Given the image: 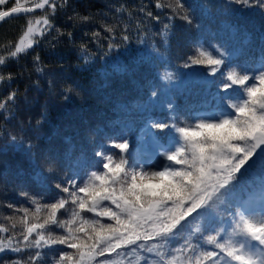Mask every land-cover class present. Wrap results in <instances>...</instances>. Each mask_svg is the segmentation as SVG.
Returning a JSON list of instances; mask_svg holds the SVG:
<instances>
[{
	"label": "snow or ice",
	"instance_id": "1",
	"mask_svg": "<svg viewBox=\"0 0 264 264\" xmlns=\"http://www.w3.org/2000/svg\"><path fill=\"white\" fill-rule=\"evenodd\" d=\"M7 2L0 0V5ZM153 2L160 12L141 4L137 29L142 30L141 24L146 29L145 21L163 23L167 16L168 23H163L158 33L165 42L170 34L175 36L171 27L174 20L203 32L205 20L212 16L204 4L190 5L186 0ZM28 4L29 0H14L9 10L0 11V21L36 9L44 13L35 19L26 18L25 29L14 45H0L6 49V55L0 54V85L6 88L24 75L22 69L8 72V63L33 49L39 43L37 37L53 29L58 35L64 34L53 21L58 9L71 6L70 0H32L31 6ZM256 9L261 17L253 23L251 16ZM219 10L230 18L223 24L225 33L256 34L261 55L258 67L246 62L233 67L230 54L219 45L205 47L200 43L193 48L184 67L205 66L212 76L219 73L218 81H208L218 89L212 96V111L182 118L174 103L168 102L167 108L175 114L170 119L152 121L155 131L142 133L149 139L138 141L135 152L126 134L110 140L95 152L99 160L94 170L60 178L55 188L65 195L54 202H41L28 191L19 195L35 210L0 201L12 210L4 217L8 223L0 222V264H49V258L51 264H125L129 254L137 255L144 264H264V0H224ZM124 11L123 5L116 8L117 13ZM91 19L79 13L69 16L74 22ZM118 27L106 23L104 30L114 39ZM66 34L72 36L70 31ZM100 35L91 33L97 40ZM128 40L129 36H122V41ZM116 47L117 43L110 42L108 51ZM80 48L87 63L88 46L81 44ZM34 59L40 61V56ZM36 71L44 69L37 67ZM174 78L170 71L163 76L166 81ZM78 87L67 85L62 92L64 99L68 100L70 94L79 96ZM22 96L28 99L12 88L0 98V111L11 114ZM155 97L157 91L153 90V105L159 103L151 99ZM79 127L82 132L93 131L84 124ZM0 135L6 140L0 153L18 149L28 161L27 169L0 168V180L6 183L32 173L37 182H46L56 178L69 162L55 141L37 145L10 133ZM147 153L151 155L146 159ZM61 213L67 218H61ZM104 218L110 222H104ZM197 220L201 223L193 226ZM54 229L63 232L58 234ZM188 229L182 243L174 247L177 237ZM57 245L72 251L60 250L58 257H49ZM205 245L213 247L206 249ZM138 250L145 255L140 256ZM9 254L15 258L6 259Z\"/></svg>",
	"mask_w": 264,
	"mask_h": 264
},
{
	"label": "trees",
	"instance_id": "2",
	"mask_svg": "<svg viewBox=\"0 0 264 264\" xmlns=\"http://www.w3.org/2000/svg\"><path fill=\"white\" fill-rule=\"evenodd\" d=\"M186 2L207 6L212 16L205 20V31L188 29L183 21L174 20L171 27L175 36L170 34L167 42L165 37L158 34L163 29V23H168L167 16L163 18V23L145 21L147 28L141 24L142 30L137 29L140 24L136 18L137 9L141 4H148L154 13L160 12L155 9L153 0H70V7L58 9L53 22L64 34L58 35L53 29L46 36L37 37L39 43L33 49L21 54L18 61L8 63V72L16 73L22 69L24 75L12 81L10 88L0 85V98L14 88L28 99L22 96L19 107L13 109L11 114L0 111V133L17 135L37 145L55 141L62 146L69 162L56 178L46 182L34 180L35 173L24 179L10 178L7 183L0 180V201L35 210L34 205L19 195L20 191H28L41 202H54L65 195L55 188L60 178L74 173L84 175L86 171L94 170L99 160L95 152L110 140L126 134L135 152L138 141L149 139L146 135L142 137V132L155 131L151 129L152 121L170 119L175 114L164 107L168 101L185 111L187 117L212 111L215 107L212 96L218 89L208 81H218L219 73L212 76L205 66L184 67L185 59L200 43L205 47L222 46L230 54L233 67L245 62L251 67H258L261 55L256 34L249 32L245 36L223 31V24L230 19L219 10L224 0ZM121 5L126 11L117 13L116 8ZM12 6L14 0H8L6 4L0 5V11L9 10ZM129 12L132 16H129ZM76 13L91 16L92 19L86 23L69 20V16H75ZM43 14L38 10L5 21L0 25V45L8 46L9 42L14 45L25 29L26 18L35 19ZM260 17V11L254 10L251 16L253 23L258 22ZM106 23L119 25L114 39L105 32ZM69 31L72 32L71 37L66 34ZM93 32L101 34L98 40L92 38ZM123 35L129 36V40L122 41ZM110 42L118 44L111 52L108 51ZM81 44L88 46L87 63ZM233 52L237 54L233 56ZM0 54L6 55L5 47H0ZM37 55L40 61H35ZM37 67H42L44 71L37 72ZM168 71L175 77L171 81L163 79ZM70 84L74 87L78 85L77 91L81 94H70L69 99L65 100L62 92ZM25 89L28 91L25 92ZM153 90L157 91V97L151 99L159 101L155 105L150 102ZM37 120L41 121L39 125L36 124ZM81 124L93 131L82 132L79 127ZM36 136H39L38 140ZM5 143L4 136L0 135V147ZM149 155L151 153L144 154V158L147 159ZM5 166L9 170L17 167L27 169L28 161L23 152L10 149L0 153V168ZM11 214V209L0 205V222L8 223L4 217ZM83 215L93 217L91 213ZM61 218L67 217L61 213ZM199 221H194L193 226ZM104 222L110 221L104 218ZM189 230L181 234L187 236ZM54 231L58 234L63 232L62 229ZM179 243L182 240L177 239L173 246L178 247ZM204 247L211 249L213 246ZM60 250L72 251L57 245L50 251L49 257H58ZM5 258L12 259L15 256L9 254Z\"/></svg>",
	"mask_w": 264,
	"mask_h": 264
},
{
	"label": "rangeland",
	"instance_id": "3",
	"mask_svg": "<svg viewBox=\"0 0 264 264\" xmlns=\"http://www.w3.org/2000/svg\"><path fill=\"white\" fill-rule=\"evenodd\" d=\"M182 82V81H181ZM168 93H169V90H168ZM168 102H172V101H168ZM174 103V102H173ZM174 105H175V103H174ZM164 107L166 108V110H168V108H167V103L164 105ZM177 109H178V111L181 113V114H183L182 115V118H187V116L185 115V111H182V109L180 110V108L179 107H177ZM185 112V113H184ZM144 132V131H143ZM142 132V133H143ZM152 185H150V187H151ZM199 223H201L200 221L197 223V224H199ZM184 236H186L185 234H180V236L179 237H177V239H179V240H182L181 239V237H184ZM138 252H139V255L140 256H144L145 255V253L144 252H142V251H140V250H138ZM125 264H144V261L143 260H138V258H137V255H135V254H129V255H127L126 256V258H125Z\"/></svg>",
	"mask_w": 264,
	"mask_h": 264
},
{
	"label": "water",
	"instance_id": "4",
	"mask_svg": "<svg viewBox=\"0 0 264 264\" xmlns=\"http://www.w3.org/2000/svg\"><path fill=\"white\" fill-rule=\"evenodd\" d=\"M27 6H31V5H27ZM39 9H36V11H38ZM6 11V10H5ZM25 13H20V14H14L13 16H10V17H6L4 21H0V25L3 24L5 21L11 19V18H14V17H18V16H21V15H24ZM27 14H31V13H27Z\"/></svg>",
	"mask_w": 264,
	"mask_h": 264
}]
</instances>
